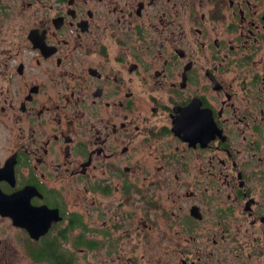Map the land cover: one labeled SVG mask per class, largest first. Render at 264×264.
<instances>
[{
  "label": "flooded vegetation",
  "instance_id": "obj_1",
  "mask_svg": "<svg viewBox=\"0 0 264 264\" xmlns=\"http://www.w3.org/2000/svg\"><path fill=\"white\" fill-rule=\"evenodd\" d=\"M0 264H264V0H0Z\"/></svg>",
  "mask_w": 264,
  "mask_h": 264
}]
</instances>
